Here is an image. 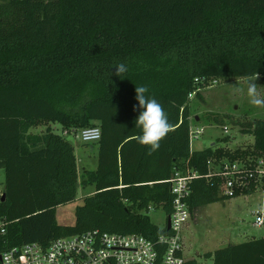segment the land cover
Segmentation results:
<instances>
[{"label":"trees","instance_id":"16d2710c","mask_svg":"<svg viewBox=\"0 0 264 264\" xmlns=\"http://www.w3.org/2000/svg\"><path fill=\"white\" fill-rule=\"evenodd\" d=\"M120 63L127 71L117 76ZM255 72L264 85V0H0V216L8 221L0 255L94 228L153 240L168 234L149 211L172 213L176 171L207 175L219 163L240 161L254 172L264 157V118L240 120L253 146L191 148L192 97L203 99L212 82ZM136 86H147L173 125L155 152L134 138L141 134ZM56 123L64 131L101 128L100 140L89 142L99 147L96 170L79 174L75 146L53 131ZM41 125L43 133L32 132ZM250 180L249 189L229 197L220 174L195 179L191 214L255 192ZM88 185L95 192L77 206L75 222L59 223L56 209ZM205 256L214 264H264V236Z\"/></svg>","mask_w":264,"mask_h":264},{"label":"rangeland","instance_id":"374dc122","mask_svg":"<svg viewBox=\"0 0 264 264\" xmlns=\"http://www.w3.org/2000/svg\"><path fill=\"white\" fill-rule=\"evenodd\" d=\"M258 93L264 98V85L258 78ZM239 87L243 92H236ZM203 99L192 97V115L197 121H193L194 130H202L199 138L191 143L192 150H203L213 145L220 144L232 149L253 146L255 138L241 130L242 121L264 118V106H254L249 103L247 96V79H234L212 82L202 91ZM215 115L221 116L226 122H215ZM239 121V124L235 122ZM253 121V120H252ZM249 122V121H247ZM53 131L63 134V126L59 123L52 124ZM46 125H41L32 130L33 133H43ZM229 136L230 142L222 143L220 139ZM76 149L78 158L79 174L87 170H96L98 167V144L82 142L72 135H66ZM94 146V149H93ZM6 171L0 168V194L5 193ZM95 192L94 185L81 187L78 195L72 202L60 205L56 209L57 220L61 224L72 225L75 222V210L81 205L83 198ZM264 197V192L252 195L243 194L239 197L219 201L197 208L184 227L186 239L185 257L197 259L199 264H214L213 258H207L205 254L210 251L248 240L251 236H264V227L253 225L251 211L257 207ZM151 219L160 227H164L167 219L163 208L152 209L149 212Z\"/></svg>","mask_w":264,"mask_h":264},{"label":"built area","instance_id":"2783aa9c","mask_svg":"<svg viewBox=\"0 0 264 264\" xmlns=\"http://www.w3.org/2000/svg\"><path fill=\"white\" fill-rule=\"evenodd\" d=\"M201 132L194 130L192 125L191 143ZM63 134H75L77 139L89 143L100 140L102 132L100 127H92L81 131L73 128ZM215 174L225 179L223 193L226 196L233 197L236 190L249 189L251 178H255L258 189L246 195L264 192V157L259 159L254 172L240 161L219 163L207 175L178 170L169 180L174 202L171 227L168 229V219L164 226L170 231L168 234L153 240L139 233H111L94 228L56 238L48 245L30 242L11 246L2 252L0 260L2 264H185L182 232L191 217L188 200L192 194V182L201 176L209 178ZM251 214L253 225L264 227V197ZM7 224L8 221L0 216V237L5 234Z\"/></svg>","mask_w":264,"mask_h":264},{"label":"clouds","instance_id":"9594fccd","mask_svg":"<svg viewBox=\"0 0 264 264\" xmlns=\"http://www.w3.org/2000/svg\"><path fill=\"white\" fill-rule=\"evenodd\" d=\"M116 75L121 76L127 69L123 63L115 65ZM259 78V73L255 72L247 77V96L249 103L254 106H264V98L258 93V85L255 81ZM147 86L135 87V99L138 105L133 106L135 111L137 107L141 109L135 120L136 127L141 129V134L135 136L136 141L142 146H148L152 152L160 147V141L173 130V125L169 122L167 113L163 106L154 97L146 95L148 93ZM236 92H243L244 89L237 87ZM97 131V136H98Z\"/></svg>","mask_w":264,"mask_h":264},{"label":"water","instance_id":"95a60500","mask_svg":"<svg viewBox=\"0 0 264 264\" xmlns=\"http://www.w3.org/2000/svg\"><path fill=\"white\" fill-rule=\"evenodd\" d=\"M6 167V162L5 161H2L0 162V168H5ZM0 199L1 201H4L6 199V194L3 193V194H0ZM171 227V216L169 215L168 216V229H170Z\"/></svg>","mask_w":264,"mask_h":264},{"label":"crops","instance_id":"0c3cea01","mask_svg":"<svg viewBox=\"0 0 264 264\" xmlns=\"http://www.w3.org/2000/svg\"><path fill=\"white\" fill-rule=\"evenodd\" d=\"M192 148V147H191ZM93 149H94V146H93ZM195 213V212H194ZM193 214H191V216H192ZM167 219H168V216H167ZM167 219H166V221H167ZM185 227V226H184ZM183 230H184V228H183ZM182 237H183V244H184V250H185V245H186V239H185V234H184V231L182 232ZM231 244V243H230ZM185 252V251H184ZM184 255H185V253H184ZM187 259V258H186Z\"/></svg>","mask_w":264,"mask_h":264}]
</instances>
